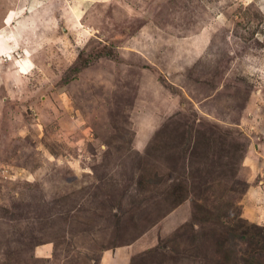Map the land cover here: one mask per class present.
I'll use <instances>...</instances> for the list:
<instances>
[{"label": "rangeland", "instance_id": "obj_1", "mask_svg": "<svg viewBox=\"0 0 264 264\" xmlns=\"http://www.w3.org/2000/svg\"><path fill=\"white\" fill-rule=\"evenodd\" d=\"M262 143L264 0H0V264H247Z\"/></svg>", "mask_w": 264, "mask_h": 264}, {"label": "trees", "instance_id": "obj_2", "mask_svg": "<svg viewBox=\"0 0 264 264\" xmlns=\"http://www.w3.org/2000/svg\"><path fill=\"white\" fill-rule=\"evenodd\" d=\"M256 249L258 252L250 256L247 264H264V241L258 239Z\"/></svg>", "mask_w": 264, "mask_h": 264}, {"label": "crops", "instance_id": "obj_3", "mask_svg": "<svg viewBox=\"0 0 264 264\" xmlns=\"http://www.w3.org/2000/svg\"><path fill=\"white\" fill-rule=\"evenodd\" d=\"M249 152H251V151H249ZM255 153L256 154H259V156H260V158H262V160L264 161V143H262L261 145H260V148H256L255 149ZM255 153H253V154H255ZM251 156V155H250ZM253 158V157H252ZM251 157H249V159H252ZM250 175L251 174H248V176L250 177ZM262 183H264V180H262L261 181ZM261 191H262V195H263V197H264V186L261 188Z\"/></svg>", "mask_w": 264, "mask_h": 264}]
</instances>
